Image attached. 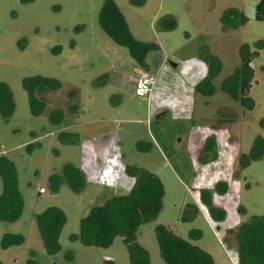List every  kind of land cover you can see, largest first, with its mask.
I'll return each instance as SVG.
<instances>
[{
	"label": "rangeland",
	"instance_id": "rangeland-1",
	"mask_svg": "<svg viewBox=\"0 0 264 264\" xmlns=\"http://www.w3.org/2000/svg\"><path fill=\"white\" fill-rule=\"evenodd\" d=\"M113 1L134 39L158 45L145 55V66L100 27L103 0H0V82L7 84L13 102L10 116H0V154L13 162L23 199L18 219L0 221V241L4 232L20 233L23 241L0 244V262L130 264L121 237L103 248L84 246L75 235L91 207L130 191L134 178L126 170L136 166L156 174L164 191L156 220L137 230L150 264H165L153 231L157 223L206 251L214 264H237L238 225L264 214V158L238 165L254 137L264 138V49L250 63V111L221 91L220 84L238 67L240 45L253 48L257 40L264 41V21L254 19L259 0ZM232 7L247 20L224 31L220 18ZM169 15L176 25L164 30L159 21ZM207 53L221 67L211 79L214 93L202 95L194 88L207 74L202 57ZM144 74L156 76L149 99L133 94L135 78ZM33 75L60 82L45 95L39 115L31 113L22 87V79ZM55 108L63 118L52 122L48 113ZM62 132L72 142L61 140ZM210 136L216 156L202 163L200 151ZM66 164L84 177L78 192L65 183L55 191L49 187L50 175L61 174ZM218 182L227 184L224 194L216 193ZM203 190L212 206L224 209L223 221L211 218L200 199ZM187 202L199 210L192 221L180 220ZM240 205L244 214L238 212ZM48 207L65 215L53 254L46 253L35 223Z\"/></svg>",
	"mask_w": 264,
	"mask_h": 264
},
{
	"label": "trees",
	"instance_id": "trees-1",
	"mask_svg": "<svg viewBox=\"0 0 264 264\" xmlns=\"http://www.w3.org/2000/svg\"><path fill=\"white\" fill-rule=\"evenodd\" d=\"M141 3L142 0H137ZM254 19L264 21V0H259L254 6ZM246 16L236 8L226 9L220 21L224 31L236 29L246 22ZM98 22L103 31L117 44L124 46L129 55L139 65L145 66V55L151 49H158L154 42L145 43L132 37L128 31L124 17L113 0H103L98 13ZM176 21L173 16H166L159 21L162 29H172ZM264 49V41L257 40L251 48L244 43L239 47V65L234 72L225 78L220 84V90L237 101L245 111L254 107V101L249 96V89L253 77L251 61ZM207 64V74L194 88V91L202 95L214 93L211 79L220 70V61L210 55L202 56ZM60 82L52 77L33 75L22 79V87L27 92L31 113L39 115L46 102L45 95L56 91ZM13 110L11 92L6 83L0 82V116L7 119ZM73 112L72 107L68 109ZM48 118L57 122L63 118L61 109H51ZM264 125V119L262 120ZM66 132L59 134L63 141H71ZM215 142L212 136L208 137L200 151L199 160L206 163V157L215 158ZM264 158V138L254 137L250 148L246 153H241L238 158L240 168L248 166L252 161ZM209 159V158H208ZM127 173L133 176L134 183L130 191L124 195H115L107 198L102 204L91 207L87 214L79 220V232L75 235L84 246L108 247L115 237H121L126 247L130 264H150L149 256L145 248L137 242V230L140 225L155 221L162 208L164 195L160 179L153 172L141 167L128 166ZM0 179L2 191L0 194V221L13 222L22 213L23 199L17 186L16 169L13 162L0 154ZM61 183H65L72 191L78 192L84 186V177L80 170L70 164H66L61 174H52L48 179L52 191L57 190ZM217 194L227 191L225 182L215 185ZM201 201L208 206L211 218L221 222L225 218L222 208L210 204V194L203 190L200 192ZM198 208L192 202L185 203L180 212V220L192 221ZM239 214H244L245 209L240 205ZM65 222L64 212L58 207H48L35 216L39 235L43 247L48 254H53L58 249V237ZM158 246L159 256L165 264H214L210 254L174 234L164 224L157 223L153 227ZM199 234L198 230H193ZM190 236L193 233L190 232ZM237 242V264H264V214L251 216L240 223L235 234ZM23 241L20 233L4 232L0 244L1 247L19 244ZM0 264H2L0 262ZM102 264H113L105 260Z\"/></svg>",
	"mask_w": 264,
	"mask_h": 264
},
{
	"label": "built area",
	"instance_id": "built-area-1",
	"mask_svg": "<svg viewBox=\"0 0 264 264\" xmlns=\"http://www.w3.org/2000/svg\"><path fill=\"white\" fill-rule=\"evenodd\" d=\"M155 83V75L144 74L137 76L133 82V94L143 99H149V95ZM38 192L43 193L44 188H39Z\"/></svg>",
	"mask_w": 264,
	"mask_h": 264
},
{
	"label": "crops",
	"instance_id": "crops-1",
	"mask_svg": "<svg viewBox=\"0 0 264 264\" xmlns=\"http://www.w3.org/2000/svg\"><path fill=\"white\" fill-rule=\"evenodd\" d=\"M251 65H252V63H251ZM251 84H252V81H251ZM251 87V86H250ZM250 90V89H249ZM249 94V93H248Z\"/></svg>",
	"mask_w": 264,
	"mask_h": 264
},
{
	"label": "water",
	"instance_id": "water-1",
	"mask_svg": "<svg viewBox=\"0 0 264 264\" xmlns=\"http://www.w3.org/2000/svg\"><path fill=\"white\" fill-rule=\"evenodd\" d=\"M173 66H174V64H173Z\"/></svg>",
	"mask_w": 264,
	"mask_h": 264
}]
</instances>
